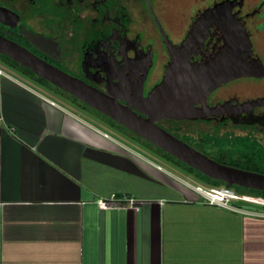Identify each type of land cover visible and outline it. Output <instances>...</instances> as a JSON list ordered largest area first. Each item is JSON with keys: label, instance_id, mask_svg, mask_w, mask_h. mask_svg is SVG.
<instances>
[{"label": "crops", "instance_id": "crops-1", "mask_svg": "<svg viewBox=\"0 0 264 264\" xmlns=\"http://www.w3.org/2000/svg\"><path fill=\"white\" fill-rule=\"evenodd\" d=\"M0 69V264H264V208L206 203L160 157ZM112 193L140 209L100 208Z\"/></svg>", "mask_w": 264, "mask_h": 264}, {"label": "flooded vegetation", "instance_id": "flooded-vegetation-1", "mask_svg": "<svg viewBox=\"0 0 264 264\" xmlns=\"http://www.w3.org/2000/svg\"><path fill=\"white\" fill-rule=\"evenodd\" d=\"M221 1L195 0L175 8L168 0H0V34L133 106L142 101L140 92L146 97L163 79L193 22ZM227 6L231 11L223 15L239 22L250 39L252 54L246 60L253 65L260 59L264 66V0H235ZM213 20L188 46L191 62L209 60L225 48L224 23ZM257 72L198 97L193 115L161 117L155 124L218 164L264 174V68ZM118 124L133 144L203 182L205 174L197 167ZM236 185L230 189L236 191Z\"/></svg>", "mask_w": 264, "mask_h": 264}, {"label": "water", "instance_id": "water-1", "mask_svg": "<svg viewBox=\"0 0 264 264\" xmlns=\"http://www.w3.org/2000/svg\"><path fill=\"white\" fill-rule=\"evenodd\" d=\"M234 1L224 0L217 3L215 7L206 9L193 22L179 49L173 52L163 79L146 97L139 93L138 97L142 100L139 105L122 104L117 97L66 73L1 34L0 53L30 68L37 75L166 149L174 156L192 164L203 174L225 181L227 188L237 183L264 191V174L218 164L155 124V120L161 117L181 118L193 115L194 103L198 97L205 96L222 82L235 77L259 75L257 71L264 68L260 59H256L253 65L246 60L251 56L252 50L245 29L239 22H229V16L223 15L231 11V7L227 5ZM214 17H218L219 21L224 23L222 28L226 35L225 48L223 47L220 53L209 60L191 62L187 52L188 46L196 36L209 29L214 23ZM230 18L232 19L231 16ZM134 108L148 116L138 114Z\"/></svg>", "mask_w": 264, "mask_h": 264}, {"label": "built area", "instance_id": "built-area-1", "mask_svg": "<svg viewBox=\"0 0 264 264\" xmlns=\"http://www.w3.org/2000/svg\"><path fill=\"white\" fill-rule=\"evenodd\" d=\"M3 70L0 69V73H2ZM52 103H55V101L51 100ZM106 136H109L107 132H104ZM161 159V158H160ZM162 162L166 163L164 160H161ZM159 168H163L162 165L157 164ZM191 184V183H190ZM199 193L203 196L204 201L208 204L222 206L230 209H236V210H242L244 212L250 213L248 210H245L244 208L235 206L231 200L233 199H245V200H251L255 202H260L264 205L263 199H256L248 196H242L239 193H237L234 189L227 188L224 185L216 186L211 185L207 183L201 182L199 185H193L191 184ZM225 191L226 193H224ZM261 200V201H260ZM96 203L100 208L104 209H116V208H132L139 210L141 205V200L138 198L132 196V195H121L118 196L116 193H112L108 197H98L96 198Z\"/></svg>", "mask_w": 264, "mask_h": 264}, {"label": "rangeland", "instance_id": "rangeland-1", "mask_svg": "<svg viewBox=\"0 0 264 264\" xmlns=\"http://www.w3.org/2000/svg\"><path fill=\"white\" fill-rule=\"evenodd\" d=\"M193 1H195V0H168V2H170L172 5H175V8H183V7H185L184 6L185 4L191 3ZM1 59H3V58H1ZM71 101H74V99H72ZM85 111L87 113H89L92 117H90L89 115H87L84 112H80L81 115L83 117H85L86 119H88L89 121H91L94 125H96V126L102 128V129L108 131L111 135H113L117 139H120V140H123V141H128V140L132 141L128 136H126L129 133L127 131L123 130L122 127L119 126L118 122H116L112 118L107 117V116H102V115H100L99 112H97V111H95V110H93L91 108H88V107H87V109H85ZM95 118H97V119H95ZM124 134H126V135H124ZM123 137L126 138V139H128V140H124ZM150 157L153 158L156 161H160V159L154 158V156H150ZM160 163H161V161H160ZM166 167H168V165H166ZM172 170L175 172L174 175L175 176H178L179 175L180 176L179 178L183 182H185V181L188 180L193 185H199V184H201V182H199V181H197L195 179H192L189 176L184 175L179 170H176V169H173V168H172ZM169 173L172 174V172H170V171H169ZM201 178H202V176H201ZM231 202L232 203L233 202H236V203H239V204H243V205H246V206H252V207H255V208H261V209L264 208V205H262L260 202H255V201H251V200H234L233 199V200H231Z\"/></svg>", "mask_w": 264, "mask_h": 264}, {"label": "trees", "instance_id": "trees-1", "mask_svg": "<svg viewBox=\"0 0 264 264\" xmlns=\"http://www.w3.org/2000/svg\"><path fill=\"white\" fill-rule=\"evenodd\" d=\"M1 58H3V59H1ZM0 59L4 60L8 65L14 67L15 69L20 70L21 72H23L27 76H29L32 79H34L39 84L44 85L45 87L49 88L50 90L54 91L55 93L63 95L67 99H69V98L70 99L71 98L74 99V101H72V102L77 104L78 106H80L82 109L85 110V109H87V107L90 108L87 104L81 102V100H79L77 97H75V96L69 94L68 92L60 89L59 87L55 86L50 81H48L47 79H45V78L37 75L36 73H34L30 68L21 65L20 63H18L17 61L13 60L12 58L5 57L4 55L1 56V54H0ZM100 115H102V114H100ZM102 116H104V115H102ZM167 157L170 158L169 156H167ZM201 176L204 179V180L202 179V181L204 183H207V184L220 186V185H223V183H224L221 180L211 178V177H209L207 175H201ZM235 189H236L237 192H239L241 194H247V195H252V196H256V197H261L259 199H263L264 200V191L263 190L243 187V186H240V185H236ZM234 200H236V199H234ZM237 200H243V199H237Z\"/></svg>", "mask_w": 264, "mask_h": 264}, {"label": "bare ground", "instance_id": "bare-ground-1", "mask_svg": "<svg viewBox=\"0 0 264 264\" xmlns=\"http://www.w3.org/2000/svg\"><path fill=\"white\" fill-rule=\"evenodd\" d=\"M224 193H226L225 191H223Z\"/></svg>", "mask_w": 264, "mask_h": 264}]
</instances>
